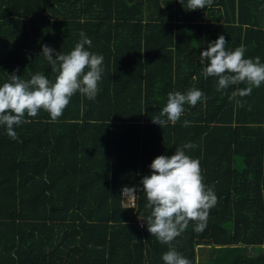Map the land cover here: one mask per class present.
Here are the masks:
<instances>
[{
	"label": "trees",
	"instance_id": "1",
	"mask_svg": "<svg viewBox=\"0 0 264 264\" xmlns=\"http://www.w3.org/2000/svg\"><path fill=\"white\" fill-rule=\"evenodd\" d=\"M81 30L104 57L95 100L73 95L55 120L26 116L18 140L0 128V264H162L168 246L137 221L149 215L143 192L131 207L120 190L189 141L216 203L202 232L190 222L172 245L190 264H264V84L229 99L246 85L217 91L199 62L223 34L227 50L264 63V0L191 11L177 0H0V84L54 79L41 45L66 54ZM192 88L206 99L174 125L152 122L168 93Z\"/></svg>",
	"mask_w": 264,
	"mask_h": 264
},
{
	"label": "clouds",
	"instance_id": "2",
	"mask_svg": "<svg viewBox=\"0 0 264 264\" xmlns=\"http://www.w3.org/2000/svg\"><path fill=\"white\" fill-rule=\"evenodd\" d=\"M185 10L203 9L212 0H177ZM79 41L68 53L56 52L46 44L41 45V54L51 67L54 79L43 73L32 74L24 80L15 74L0 84V128L12 140H18L16 127L27 122V117H36L39 112H46L52 120L59 118L68 106L73 95L93 101L98 93V83L104 72V57L90 51L92 40L81 30ZM223 34L199 53V62L204 65L205 79H216L217 91H225L232 86L245 84L236 88L229 99L251 94L253 88L264 84V63L259 57L245 58V47L238 46L232 50L225 48ZM206 99L202 90L192 88L186 92H170L159 115L152 119L161 128L180 120L185 112V105L194 107ZM243 106L242 100H236ZM187 119L182 126H190ZM192 142L177 147L171 155H159L148 165L150 172L142 176L139 187L124 186L120 190L122 202L135 205L137 192H143L149 211L145 222L147 231L158 242L167 245L162 253V264H190V261L172 245L190 222L194 231L202 232L207 224L208 210L216 203L214 191L203 183L199 160L186 155L185 150L194 149ZM130 208V207H129Z\"/></svg>",
	"mask_w": 264,
	"mask_h": 264
},
{
	"label": "built area",
	"instance_id": "3",
	"mask_svg": "<svg viewBox=\"0 0 264 264\" xmlns=\"http://www.w3.org/2000/svg\"><path fill=\"white\" fill-rule=\"evenodd\" d=\"M125 203H126V202H125ZM126 205L132 207V204H131L130 202H127ZM137 221H138L139 225L142 226V222H143V221L139 218V216L137 217Z\"/></svg>",
	"mask_w": 264,
	"mask_h": 264
}]
</instances>
